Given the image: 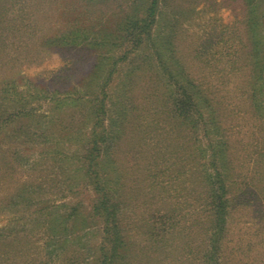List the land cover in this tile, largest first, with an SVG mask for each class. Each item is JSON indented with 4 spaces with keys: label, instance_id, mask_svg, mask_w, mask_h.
I'll list each match as a JSON object with an SVG mask.
<instances>
[{
    "label": "trees",
    "instance_id": "obj_1",
    "mask_svg": "<svg viewBox=\"0 0 264 264\" xmlns=\"http://www.w3.org/2000/svg\"><path fill=\"white\" fill-rule=\"evenodd\" d=\"M161 1L146 0L140 15L119 16L111 25L107 19L87 20L88 11L102 0H62L64 22L44 35L43 44L92 51L91 67L72 86H64L61 80L63 90L43 86L32 94L7 86L8 98L17 106L3 114L0 122L12 124L27 117L40 125L32 133L29 128L23 130V143H34L33 149H27L48 158L51 169L44 178L19 183L18 191L0 184V194L11 191L15 195L9 209L28 224L22 236L13 234L10 240V232H0L6 246L0 248V264L19 261V253L21 258L29 257L15 243L22 239L31 242L39 233L60 251L58 264H137L138 255L144 254L139 259L149 262L156 250L154 255L162 264L170 250L183 248L172 244L167 250L161 245L167 235L183 239L195 227L205 239V246L197 247L198 262L224 264L229 219L244 191H235L236 171L229 136L222 127L221 107L177 56L180 31L175 26L179 20L166 23L168 32L160 35ZM245 2L249 8L245 24L251 38L248 98L260 118L264 117V0ZM258 10L259 16L254 13ZM227 53L225 56L233 55L234 64L239 55ZM43 94L53 101L48 113L36 112L29 101ZM40 117L45 120L42 126ZM36 162L30 164V170L38 171ZM258 178L264 185V169ZM198 185L206 193L205 215H200L194 228L192 224L180 227L178 201L163 196L169 190H184L181 196L186 198ZM53 188V193L57 189L62 194L47 196ZM154 193L163 206L135 222L127 209H137L136 199L144 206ZM92 225L99 226L101 240L99 253L90 262V255H83L76 240ZM132 225L142 228L145 243L134 241ZM187 243H183L188 248L185 251L194 254ZM179 262L184 264L183 259Z\"/></svg>",
    "mask_w": 264,
    "mask_h": 264
},
{
    "label": "rangeland",
    "instance_id": "obj_2",
    "mask_svg": "<svg viewBox=\"0 0 264 264\" xmlns=\"http://www.w3.org/2000/svg\"><path fill=\"white\" fill-rule=\"evenodd\" d=\"M245 1L162 0L159 5L160 35L166 31L164 29L166 23L172 25L179 20V26H175L180 31L177 56L187 66L191 76L210 96H214L218 106L221 107L222 127L229 136L231 156L236 171L235 191H244L229 219L230 232L226 239L224 264H264V185L258 180L259 174L264 169V117L259 118L254 114L248 98L251 65H247V61L251 60L249 55L251 38L245 24V19L248 22L249 9ZM145 2L146 0H102V3L96 4L90 9L91 11L87 10L89 16L87 20L107 19L111 20L110 23L113 25L119 16L140 15L144 10ZM61 3L62 0H0V117L13 112L17 106L8 98L10 88L7 86L15 85L19 91L28 90L32 94L36 90L39 92L43 86L48 90H63L67 84L72 86L91 67L94 57L92 51L50 48L43 44L44 35L57 30L64 22L66 7H62ZM254 13L260 15L259 10ZM227 51V54L239 55L234 64L233 55L225 56ZM61 80L65 82L64 86ZM54 94L62 97L66 95V93ZM44 95L29 100L36 112L42 110L48 113L47 111L51 109L53 104L51 96ZM73 110L72 107L68 112ZM205 112L208 114V111ZM40 119L42 126L45 120L41 117ZM35 123L27 117L17 119L12 124L0 122V184H5L10 190L14 186L18 191L20 184L22 185L25 180H39L44 178L45 174H50L49 159L32 152L34 143L28 142L27 145L23 143L25 134L23 130L29 128L32 133L33 130L41 128ZM28 146L32 149L28 150ZM35 159L39 165L38 171L30 170V164H33ZM188 178L189 176L187 180ZM51 190L46 192L47 196L62 194L57 189L56 193H53L54 188ZM169 192L163 197L169 195L173 197V201H178L179 226L192 224L194 228L200 215L202 214V218L205 215L203 212L205 191L198 185L186 198L183 197L184 195L181 196L184 190H169ZM154 195L151 200L148 195L147 204L144 206H141V202L136 199L137 209L130 212L127 209V213L135 222L141 220V216L147 212L163 206V202L157 201L156 193ZM14 197L11 191L0 194V232H10L8 240L14 236L13 234L22 236L28 229L25 219L9 209L13 206ZM141 198L144 200V197ZM165 206L168 207V204L165 203ZM196 228L192 234H189L190 236L188 235L189 237L183 239L179 237L175 239L172 234L167 235L165 241L161 243V245L165 244L167 250L171 249L172 244H180L183 248L170 250L167 255L169 257L166 261L163 260L162 264H180L181 259L184 260V264L201 263L198 262L200 256L198 250L205 246V239L203 241V233L196 231ZM98 229L99 226L92 225L83 230L84 233L82 232L81 237L76 240V245L82 250L83 255H90V262H93L99 253L101 238ZM40 234L31 237V242L28 241L29 239H22L21 242L15 243L20 251L23 249L25 254H30L29 257L21 258L19 253V261L9 259L8 262L4 260L3 264H28V262L58 264L60 251H57L53 244L47 243L46 235ZM132 236L137 243H145L142 228L136 226ZM2 238L0 248L6 247L2 244L4 242ZM185 242L189 243L187 245L192 248L194 254L185 251L188 249L183 245ZM154 249H152L153 253ZM15 251L20 252L18 249ZM2 253L3 251H0L1 255ZM154 254L149 262L142 260V257L139 259L141 255L145 258L144 254L138 255L137 264H144L143 262L160 264Z\"/></svg>",
    "mask_w": 264,
    "mask_h": 264
}]
</instances>
